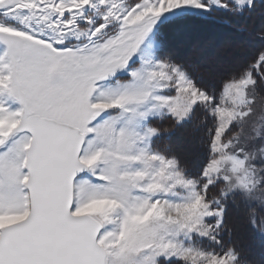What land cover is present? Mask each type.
<instances>
[{"label": "snow or ice", "instance_id": "snow-or-ice-1", "mask_svg": "<svg viewBox=\"0 0 264 264\" xmlns=\"http://www.w3.org/2000/svg\"><path fill=\"white\" fill-rule=\"evenodd\" d=\"M209 27L244 48L206 78ZM232 215L264 250V0H0V264H264Z\"/></svg>", "mask_w": 264, "mask_h": 264}, {"label": "rangeland", "instance_id": "rangeland-1", "mask_svg": "<svg viewBox=\"0 0 264 264\" xmlns=\"http://www.w3.org/2000/svg\"><path fill=\"white\" fill-rule=\"evenodd\" d=\"M208 33H210V30L202 31L198 35H190L181 41L179 45L185 51L183 54L197 53L198 63L212 75L226 69L234 58L240 56L243 52L244 44L242 39H232L219 32H211V35L208 36ZM180 144L181 151H184V149L192 150L191 154L183 157L188 161L196 160L198 152L195 149V140L188 138L185 140L184 138Z\"/></svg>", "mask_w": 264, "mask_h": 264}, {"label": "trees", "instance_id": "trees-1", "mask_svg": "<svg viewBox=\"0 0 264 264\" xmlns=\"http://www.w3.org/2000/svg\"><path fill=\"white\" fill-rule=\"evenodd\" d=\"M210 33H208L207 35L210 36L211 32L212 33H221L225 36H228L232 39H242L237 33H235L234 31L227 29V28H219V27H209L206 29H200V30H196L194 31L191 35L193 34H201L202 31H209ZM237 37V38H235ZM180 43V42H179ZM179 43H177L175 45L174 48V52L175 55L181 59L184 62H187L191 65H194L196 67H198L202 74L207 78L210 75V72L208 73V71L204 70V67L202 65H200L198 63V59H197V53H191V54H183L185 51L183 49V47H180ZM194 140L193 135L191 134L190 130H177L176 135L173 137L171 143L174 147V149L177 151L178 154L182 155V156H186L187 154H191L192 150L190 149H184V151H181V144L180 142L182 140ZM195 149L197 151V147L195 146ZM192 161V160H191ZM189 161L190 164L195 165L196 163L199 162V154L198 157L196 158V160L194 161ZM229 226L233 229V238L236 241V243L239 245V247L243 250V252L245 253V255L248 256L249 259L253 260V261H260L261 259V253L262 250L260 247V243L259 241L253 236V234L248 230V228L246 227L243 219L240 216L237 215H232L229 218Z\"/></svg>", "mask_w": 264, "mask_h": 264}]
</instances>
